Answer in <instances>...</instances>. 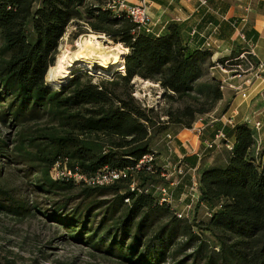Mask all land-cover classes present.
<instances>
[{"label": "trees", "instance_id": "obj_1", "mask_svg": "<svg viewBox=\"0 0 264 264\" xmlns=\"http://www.w3.org/2000/svg\"><path fill=\"white\" fill-rule=\"evenodd\" d=\"M116 1L0 0V122L20 128L14 152L35 163L32 183L37 191L58 197L78 186L86 201L67 213H62L67 203L58 202L49 213L0 185V214L22 219L38 213L64 226L75 243L122 264H167L170 257L190 251L174 264H264V143L245 123L226 129L235 142L227 165L200 169V200L211 212L207 221H182L169 206L159 205L154 194L133 193L125 181L90 188L50 177L61 159L87 175L135 166L153 152L155 138L170 124L193 129L224 98L211 69L226 59L214 63L212 50L191 48L180 23L169 24L159 36L137 31L125 13L111 9ZM72 24L128 51L124 72L114 81L94 84L75 76L59 90L47 86L48 71ZM134 78L159 84L164 100L185 101V106L167 110L168 120L162 121L133 99L129 86ZM8 150L0 138V158ZM184 159L191 167L200 162L194 155ZM157 179L139 175L141 185ZM93 217L100 218L96 229ZM4 264L15 262L6 259Z\"/></svg>", "mask_w": 264, "mask_h": 264}, {"label": "rangeland", "instance_id": "obj_2", "mask_svg": "<svg viewBox=\"0 0 264 264\" xmlns=\"http://www.w3.org/2000/svg\"><path fill=\"white\" fill-rule=\"evenodd\" d=\"M83 33H87L86 29L79 28L75 24L70 25L65 36L61 39L56 62L63 50L72 54L78 49L77 45L79 41L85 43V39L89 33ZM102 41L110 47H118V45H120L118 44L117 46H114L115 44L110 40H108L109 43L104 39ZM127 53L128 51L126 54ZM114 70L115 69L111 70L93 66L88 68L82 67L78 64L74 67L71 75H69L67 79L57 81L58 84L56 82L52 84L49 82L47 76L46 84L52 90H59L64 84H67L70 80L74 79L75 76H84L87 80L90 79L94 84H99L104 81L111 82L114 81L117 74L123 73V71L118 72L117 70ZM59 84H61L59 88L55 87ZM121 86L117 90L118 93L122 92ZM159 86V84H155L151 80L145 81L141 78H134L129 86V91L132 93L133 99L137 100L143 109H152L154 114H157L161 117L162 121L166 122V120H168V117L165 116L166 111L171 108L181 109L185 106L186 102L168 103L163 99L164 91L159 88ZM263 88L264 84L258 87L256 92L259 93L257 94L254 92L249 101H243L239 98L236 104L233 103V106L222 105L219 107L216 114L212 113L215 110L211 113L214 117L219 118L226 114L229 109V112L232 114L231 110L238 108V112H240V115L237 117L238 125L242 124L246 118L252 117L256 120V113L251 114L250 111L253 109L254 111H264V91L261 93ZM209 121L210 118H208V122ZM19 129L20 128H17L16 125L14 126L10 123L0 122V138L6 140L9 149L6 156L0 158V185L9 189L12 194L21 200L27 201L30 206L33 204L37 205L42 211H49V213L54 210L55 203H62V201L67 203V210L62 213H67L76 209L78 206H82L86 201L81 192V187L77 186V188L72 191L63 192L58 197L45 195L44 193L37 191L32 183L35 177L34 172L36 171L35 163L19 157L17 153L14 152V143L17 140V132ZM167 129L166 133L163 136L156 137L152 144L153 150L158 153L157 157L160 164H162L170 154L167 142L164 139L166 134L171 133L172 135H178L181 134L182 131L190 130L172 124H170ZM209 133L210 132L204 135L202 142L211 138ZM182 137L185 139L192 138V140L190 139V143H186L188 144L186 148L190 155L202 151L203 148L199 143L200 140H196L192 133L185 131ZM257 137L259 138L260 144L264 143V128L257 134ZM172 149H176L177 151L179 148L172 146ZM202 158L201 169L213 168L214 166H226L229 160V151L225 149L208 151L203 154ZM206 165L209 167H206ZM178 195H182V191ZM107 198H111V196H107ZM107 198L98 199L104 200ZM181 207L182 205L180 208ZM207 212L208 210L205 208L199 207V209H196L195 211L194 219L197 218L203 221L209 220ZM91 220L94 223V228H98L100 218L93 217ZM191 253L192 252L190 251L185 255L176 256L174 258L170 257L167 264H174V260H182L186 255H190ZM6 259L13 260L15 264H122L118 258L111 255L108 256L104 252L93 249L87 244L75 243L69 238L68 230L64 226L61 227L58 224L49 221L44 216L34 212L30 216L22 219H16L4 213L0 214V264H4Z\"/></svg>", "mask_w": 264, "mask_h": 264}, {"label": "built area", "instance_id": "obj_3", "mask_svg": "<svg viewBox=\"0 0 264 264\" xmlns=\"http://www.w3.org/2000/svg\"><path fill=\"white\" fill-rule=\"evenodd\" d=\"M198 1L205 6L208 0ZM111 9L117 14L125 13L132 23L138 25L137 31L143 30L146 34L160 35L155 31L156 25L152 22L148 3L128 5L124 1L117 0L112 4ZM230 23L237 33L238 39L247 42L242 28V25H245L247 21L245 19H239L238 21L230 20ZM194 34H196L195 30L192 36ZM219 46L217 40L207 39L202 47L206 50H218ZM217 67L223 74L228 75L221 81L222 93L226 88H229L233 90L236 97H239L243 101H249L252 98V94L256 92V89L264 84V63L256 60V52L253 45H249L248 50L242 52L239 57H229L225 60L224 64H217ZM232 79H238L241 82L240 85L230 84L229 81ZM256 83L258 85L255 87ZM231 112L232 114L226 112V114L219 118L214 117L212 113L211 115L199 117L196 124L192 127L193 129H190L195 136L199 137L204 136L208 129L213 130L212 137L203 141L202 151L193 154L200 161L203 159V154L208 151L219 149H225L229 152L233 151L235 142L228 137L226 129H233L238 125L237 117L240 115V112H238V108H234ZM208 118H210L209 122ZM243 123L251 127L256 133H259L264 128V123L260 119L255 120L252 117L246 118ZM216 124H221L220 128H216ZM164 139L167 142L170 154L162 164L159 163L157 153L153 150L152 153L145 155L137 162L135 166L122 168L121 170L107 167L92 175H87L82 173L78 166L72 169L67 159H61L51 169L50 177L54 181H73L75 184L90 188H106L125 181L129 191L133 193L154 194L158 198L159 205L169 206L174 215L182 221L192 222L195 211L199 207L208 210L207 216L211 218V212L207 208V205L200 200L201 192L199 186L201 174L199 165L196 167L187 165L184 159L185 156L183 155L181 157L177 156V159H174L176 149L173 150L172 146H175L173 144L175 136L167 133ZM140 174L157 175L158 181L147 182L141 185L139 181ZM180 189H182V195H178ZM125 202L129 203V199H126ZM181 205L182 207L180 208ZM195 233L197 234L198 232L195 231Z\"/></svg>", "mask_w": 264, "mask_h": 264}, {"label": "crops", "instance_id": "obj_4", "mask_svg": "<svg viewBox=\"0 0 264 264\" xmlns=\"http://www.w3.org/2000/svg\"><path fill=\"white\" fill-rule=\"evenodd\" d=\"M118 1H124L128 5L148 3L152 22L156 25L155 31L160 35L167 33L169 24L180 23L179 25H181L182 36L191 48L202 47L207 39L217 40L220 48L218 50H212V52H214L212 60L214 63L218 60H225L232 57L233 54L239 53L240 50L243 52L248 50L249 45H253L254 47L256 60L264 63V0H208L207 5L205 6L198 0ZM239 19H245L247 21L245 25H242L243 33L247 38V42H243L241 39H238L237 33L231 26L230 20L238 21ZM194 30L196 31V34L192 36ZM125 51L127 52L126 49ZM211 75L219 82L228 76L227 74H223L217 66H214V68L211 69ZM229 82L234 85H240L241 83L238 79H232ZM257 85L258 83H256L255 87ZM159 88L161 87L159 86ZM263 91L264 88L261 90V93ZM256 93L258 94L259 92ZM223 97L224 98L219 103L218 107L215 108L214 112H212L213 114L218 112L220 106H233V103L236 104L239 100V97H236L233 90L229 88L225 89ZM229 110L228 114H230ZM250 113H256V119H260L264 123V111H254L253 109ZM215 126L220 128L221 125L216 124ZM185 131L192 133L190 130ZM185 131H182L181 134L174 135L175 140L173 144L179 148L175 151L176 155L174 156V159H177V156L181 157L182 155H193L188 153L186 148L188 144L185 143H190L192 138L185 139L182 137ZM208 132H210L209 135L212 137L213 130L208 129L206 133ZM257 134L258 132L256 135ZM203 137L204 136L199 137L194 135L196 140H200L199 143L201 147H203ZM202 161L203 159L197 164L200 166V169ZM206 167L209 166L206 165ZM181 190L182 189H180L179 194L181 193Z\"/></svg>", "mask_w": 264, "mask_h": 264}, {"label": "bare ground", "instance_id": "obj_5", "mask_svg": "<svg viewBox=\"0 0 264 264\" xmlns=\"http://www.w3.org/2000/svg\"><path fill=\"white\" fill-rule=\"evenodd\" d=\"M103 39L106 42L108 41L104 35L101 36L90 33L86 37L85 43L81 41L78 42V49L72 54L63 50L61 55H59L56 65L49 70V82L53 84L55 82L57 83L59 80L67 79L69 75H71L74 67L78 64L82 67H103L111 70L115 69L118 72H124L123 58L126 53L124 47L121 45H118V47L107 46L102 41ZM61 84L55 87L59 88Z\"/></svg>", "mask_w": 264, "mask_h": 264}]
</instances>
